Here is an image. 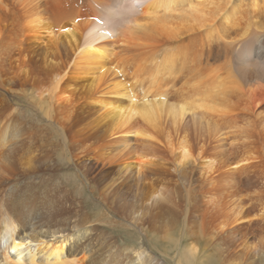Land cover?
Returning <instances> with one entry per match:
<instances>
[{"label": "bare ground", "instance_id": "obj_1", "mask_svg": "<svg viewBox=\"0 0 264 264\" xmlns=\"http://www.w3.org/2000/svg\"><path fill=\"white\" fill-rule=\"evenodd\" d=\"M178 171L202 232L248 261L264 236V0H0V264H82L61 225L88 192L183 209ZM143 252L133 264L164 263Z\"/></svg>", "mask_w": 264, "mask_h": 264}, {"label": "rangeland", "instance_id": "obj_2", "mask_svg": "<svg viewBox=\"0 0 264 264\" xmlns=\"http://www.w3.org/2000/svg\"><path fill=\"white\" fill-rule=\"evenodd\" d=\"M19 101L21 104H28L25 97ZM28 106L31 110L36 108ZM66 178L61 176L63 183ZM194 179L195 177L192 179L178 171L176 182H172L175 196L183 209L168 201L141 207L130 197L127 200L128 207H120L118 204L108 207L101 205L94 196L90 197L88 192L87 201L81 203L78 216H74L69 225H61L62 228L67 227L69 232V248H77L73 246V242L76 234H79L82 237V248L76 249L78 253L75 256L84 257L82 264H133L132 262H137L135 255L140 251H144L147 257L151 255L158 258L160 262H164L162 264H264V236L260 235V241L254 239L252 246L256 252L251 253L252 249L249 250L248 261L245 262L242 260L244 251L234 253L233 245L225 237L210 236L207 232H202L200 219L196 216L197 208L193 205L198 195ZM132 208H137L143 217L136 219ZM24 220L21 221L22 224ZM192 247L197 250L190 262L187 254Z\"/></svg>", "mask_w": 264, "mask_h": 264}]
</instances>
